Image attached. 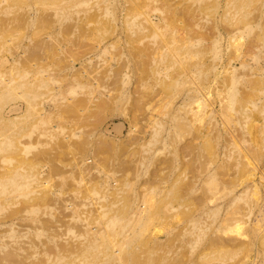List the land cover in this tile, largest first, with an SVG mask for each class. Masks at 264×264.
I'll return each instance as SVG.
<instances>
[{"label":"rangeland","instance_id":"rangeland-1","mask_svg":"<svg viewBox=\"0 0 264 264\" xmlns=\"http://www.w3.org/2000/svg\"><path fill=\"white\" fill-rule=\"evenodd\" d=\"M263 222L264 0H0V264H264Z\"/></svg>","mask_w":264,"mask_h":264},{"label":"bare ground","instance_id":"bare-ground-1","mask_svg":"<svg viewBox=\"0 0 264 264\" xmlns=\"http://www.w3.org/2000/svg\"><path fill=\"white\" fill-rule=\"evenodd\" d=\"M237 212H238V211H237ZM250 212H251V211H250ZM250 212H249V213H250ZM251 213H252V212H251ZM244 214H245V213H244ZM246 215H247V214H246ZM246 217H247V216H246ZM235 218H236V217H235ZM237 219H238V218H237ZM233 220H234V218H233ZM230 221H231V220H230ZM236 221H237V220H236ZM241 222H242V221H241ZM241 222H240V223H241ZM242 223H243V222H242ZM263 223H264V222H263ZM238 224H239V222H238ZM258 226H259V225H258ZM259 227H260V226H259ZM260 228H261V227H260ZM257 230H258V229H257Z\"/></svg>","mask_w":264,"mask_h":264}]
</instances>
